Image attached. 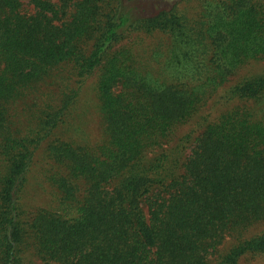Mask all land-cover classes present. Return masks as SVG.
<instances>
[{
    "label": "trees",
    "instance_id": "trees-1",
    "mask_svg": "<svg viewBox=\"0 0 264 264\" xmlns=\"http://www.w3.org/2000/svg\"><path fill=\"white\" fill-rule=\"evenodd\" d=\"M126 0H0V264H243L264 256V0L196 17ZM167 34L144 59L133 33ZM149 57V56H148ZM155 61V64H153ZM97 74L100 142L66 132ZM190 152L187 153V149ZM54 203L25 201L36 152Z\"/></svg>",
    "mask_w": 264,
    "mask_h": 264
},
{
    "label": "rangeland",
    "instance_id": "rangeland-1",
    "mask_svg": "<svg viewBox=\"0 0 264 264\" xmlns=\"http://www.w3.org/2000/svg\"><path fill=\"white\" fill-rule=\"evenodd\" d=\"M215 0H126L128 4L137 5L135 13L137 15H153L163 9H177L182 15L187 14L192 17L198 16L204 11V7ZM170 38L167 34L156 31L148 34L144 32L133 33L125 42L132 45L138 54L144 59L150 58L151 51L156 56L161 51L167 50ZM149 56V57H148ZM153 64L156 63L153 61ZM264 72V59L251 61L247 63L238 72L230 78L213 96L209 102L201 108V110L184 126L180 127L175 139L181 135L195 129L196 133H201L204 128L218 117L228 108L234 106L239 101L228 102L225 100L226 90L236 82L246 76ZM97 74L92 76L83 90L82 96L74 111L73 126L66 132V136L71 135L78 141L88 143L100 142L104 138L103 120L99 108L98 97L96 92ZM190 149H187L188 154ZM43 152L42 149L36 152L35 161L31 174H29V182L26 187L25 201L30 206L40 205L41 203H54V195L50 186L43 180ZM243 264H264V256L250 258Z\"/></svg>",
    "mask_w": 264,
    "mask_h": 264
}]
</instances>
